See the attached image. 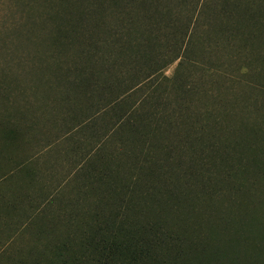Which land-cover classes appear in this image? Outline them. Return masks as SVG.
Listing matches in <instances>:
<instances>
[{
  "label": "rangeland",
  "instance_id": "374dc122",
  "mask_svg": "<svg viewBox=\"0 0 264 264\" xmlns=\"http://www.w3.org/2000/svg\"><path fill=\"white\" fill-rule=\"evenodd\" d=\"M94 1L0 0V264H88L87 257H97L95 245L118 256L107 255L104 264L122 263L119 232L128 230L113 219L120 201L106 195L108 178L86 168L63 182L70 170L65 158L54 170L45 166V160L55 162L53 152L43 156L46 151L89 118L97 119L95 128L79 135L86 147L115 127L100 151L105 165L112 161V185L121 191L141 170L172 193L163 201L190 231L191 205L206 206L194 195L201 171L211 175L219 195L214 205L227 213L219 220L214 209L210 223L200 225L215 232V242L193 251L194 263L262 264L264 178L254 169L242 179L235 165L263 154L264 0H230L227 6L228 0H201L200 6V0H118L115 11L114 5L96 12ZM195 4L198 11L188 16ZM102 12L103 44L91 49L73 35V26L86 21L99 34L94 15ZM113 31L120 42L111 38ZM83 47L94 54L84 56ZM97 165L100 174L105 167L100 160ZM4 170L9 177L1 180ZM236 186L252 191V198L236 194ZM17 188L51 198L14 200L9 196ZM130 204L143 219L141 228H148L149 200L136 192ZM226 217L233 226L224 225ZM137 245L143 240L134 239ZM218 245L228 250L217 254Z\"/></svg>",
  "mask_w": 264,
  "mask_h": 264
},
{
  "label": "trees",
  "instance_id": "16d2710c",
  "mask_svg": "<svg viewBox=\"0 0 264 264\" xmlns=\"http://www.w3.org/2000/svg\"><path fill=\"white\" fill-rule=\"evenodd\" d=\"M139 1H144V0H139ZM147 1V0H145ZM226 1V0H222ZM118 0H98L90 3V7L93 8L96 11H103L108 8H115L113 11L116 10V5H117ZM201 0L198 2V5L200 4ZM230 0L225 2V6H227ZM232 2V0H231ZM200 6V5H199ZM195 10L190 9L188 11V16L194 17L195 12L198 11L197 9V4L194 6ZM199 8V7H198ZM82 13V12H81ZM84 13L82 14L83 17ZM94 15V14H93ZM94 25L99 29V34L92 30L90 31L87 27L89 23L86 21L82 24V28H79L76 26L74 23L73 26V35H76L77 40H84L87 41L92 48L99 47L102 43L101 39V31L103 30V27L106 22V18L103 17V12L97 15H94ZM191 20V18H190ZM79 26V25H78ZM97 34V36H96ZM110 36L112 39L117 38V41L120 42L122 40V36L117 35L116 32H111ZM100 43V44H99ZM99 45V46H98ZM91 49L86 50V48L83 47L82 52L83 55L85 56H91L92 53ZM89 51V52H86ZM180 56L177 55L175 59H177ZM264 58V56H263ZM85 67V66H84ZM264 67V66H263ZM87 70V67H85ZM96 71L94 70L93 73ZM153 74L149 75V78ZM86 86L88 88H93L94 83L91 82V80H88L86 82ZM91 120V121H90ZM97 119H90L89 120H84L80 122L79 125L70 128V130L67 133V140H73L75 141L76 146L75 152L78 151V154L74 155V166L73 169L71 170L72 176L77 175L80 177L83 173V171H87V169L91 172H96L95 177L101 180H105L108 178L110 187L106 191V195L109 196L110 198H113L115 200H119L120 202L115 201V210L116 212L113 214V219L114 221L118 224L117 226H120L121 230H128L127 232H119L122 237L119 236L121 241V246L119 252L120 256L122 257V263L121 264H130V262H134L136 264H144L145 261H148L149 263L146 264H209L206 261V258L204 260H199L197 263H194L195 261V256L193 255V251H204L206 249L211 248V244L215 242V232H210L207 231L208 229L202 228L200 225H207L210 223V220H206L208 215L210 216L211 213H213L214 209L219 212L218 218L219 220H224V215L225 212L227 213L226 209L225 210H220L218 207H215L214 205V200L218 198L217 190H214V186L212 185V182H210L211 175L207 174L204 175V170L201 171V176L202 178L199 180L200 187L194 194L196 197V200H198L201 204L206 205V206H198V205H191V210L195 214V220H194V227L195 231H190L185 224L182 223L181 217L177 214V212L170 206L167 205L168 203L164 202L163 199L165 195H171L172 193L167 191V193H164L163 190H159L149 179L147 180L144 176L141 170L135 171L133 175H131L130 179L128 180V184L126 183L124 186L120 187V190L112 185L113 183V174L111 173V170L109 167H112V161H107L105 165V156L101 154L100 151H102L105 146L106 142L105 140H110L113 139V134L114 131L113 129L115 128L114 126L112 128H109L106 132L103 134H99L96 142L93 144L92 142L91 147H86V141H83V139L79 138V135L81 131L83 130L82 128H87L91 130L93 129V126L95 128L96 122H93ZM84 124V125H83ZM81 128H80V127ZM83 126V127H82ZM113 131V132H112ZM112 132V133H111ZM97 134L98 132H94ZM84 135V134H83ZM84 136H82L83 138ZM84 145V148L79 150L81 148L78 145ZM78 146V147H77ZM236 149L237 151L241 150L240 149V143L236 144ZM239 147V148H238ZM261 155H253L252 158H249L250 160L247 159L248 163H241L236 164L235 169H238L240 172V175L245 177L246 175H250L253 173L254 169L258 170V175L261 178H264V142L261 144ZM259 148V149H260ZM258 149V150H259ZM80 152V153H79ZM242 158V156H241ZM247 158V157H245ZM112 160V157L110 158ZM102 161V168L105 170L100 174L97 173L96 169L99 168L97 165V162ZM87 168V169H86ZM99 170V169H97ZM200 176V177H201ZM71 178V177H70ZM230 180V177L229 179ZM136 186V184H138ZM141 185V187H140ZM143 185V186H142ZM244 185V181H242L241 186ZM218 189V187H216ZM243 189V188H242ZM139 190V191H138ZM236 194H240L243 196L244 192L246 195L250 194V197L252 198V191L247 192L246 190H242L241 192V187L236 186ZM138 192L139 198H142L144 200H149V220L145 219L144 221L148 222L147 225H149L148 228H141V223L138 222L143 221V219H138L135 218V213L138 212L137 209L134 208V205L132 206L130 202H132V197H134V193ZM121 194L123 196L121 197ZM183 197H186L189 199L188 194L183 193ZM128 197V199H127ZM127 201V202H126ZM252 201V200H251ZM239 200L235 201V204H239ZM113 206V204L111 203ZM255 207V206H254ZM133 209V212H130V210ZM220 211H218V210ZM213 210V211H212ZM230 210V209H229ZM209 211V212H208ZM221 213V214H220ZM234 213V211H233ZM191 214V213H190ZM237 215L235 212L234 215ZM192 215V214H191ZM235 215V216H236ZM257 219V218H255ZM226 224L227 227L229 228L228 225L233 226L234 223H232L231 218L226 217ZM145 223V222H144ZM262 229H264V222L261 221ZM197 228V229H196ZM199 230H201L203 233L199 235ZM210 230H213L210 228ZM144 231V232H143ZM215 231V230H213ZM227 231V229H226ZM119 235V234H118ZM134 239L135 241L137 240H143V246L137 245V247L133 248L132 246L134 245ZM145 241V242H144ZM84 244V243H83ZM85 245V244H84ZM93 245V244H91ZM109 246V244H108ZM96 245L94 246V249L97 257L95 256H89L85 260L88 262V264H104L105 262H108V260L105 258L107 255L113 257V260L116 257H118L116 254L113 253L112 250H109V252H102V251H97ZM145 248L149 249V252L145 250ZM193 248H197L192 250ZM200 248V249H199ZM224 250H228L226 247L219 246L215 248V252L217 254L224 252ZM146 251V252H145ZM216 254V255H217ZM236 258H238L236 256ZM78 262V261H77ZM82 261H79L78 263L80 264ZM76 263V261H75ZM262 264H264V256L262 260Z\"/></svg>",
  "mask_w": 264,
  "mask_h": 264
},
{
  "label": "crops",
  "instance_id": "0c3cea01",
  "mask_svg": "<svg viewBox=\"0 0 264 264\" xmlns=\"http://www.w3.org/2000/svg\"><path fill=\"white\" fill-rule=\"evenodd\" d=\"M67 138H65V139H59L58 140V142H57V144L55 145V147L53 148V146L52 145H49V146H46L43 150H41V152L42 153H44L46 150H49L50 148H53V149H51L50 151H46V153H45V155H43L44 157H46L47 155H49L51 152H53L54 153V158H55V162L53 161V162H49V161H47V160H45V166H46V169H55V168H58L57 166H58V162H56V161H58L59 159H63V158H65L67 161H68V166H70V170H68L69 172H68V175H67V173H63L64 175H61V176H65V180H63V182H66V181H69V178L70 177H72V172H71V169H73V166H74V155L76 154V152H75V148H76V146L72 143V145H70V144H66V140ZM67 146H69V150L67 149ZM80 150V149H79ZM39 154V153H38ZM41 156V155H40ZM51 161V160H50ZM23 165V164H22ZM22 165H20V166H22ZM3 168L4 167H6L7 169H11V167H9V166H6V165H4V163H3ZM9 167V168H8ZM18 168L20 169V167H17V170L16 171H12L11 172V174L12 173H16L17 171H18ZM8 170V171H9ZM3 172V171H2ZM3 176H2V178H1V180H3V179H6L7 177H9V173H7L6 172V170H4V172H3ZM67 175V176H66ZM11 183H12V185L15 183V180H9ZM17 190V191H16ZM37 197H33V196H28L26 193H25V191H22V190H20L19 188H17V189H15V193H14V195H11V196H9V197H11L12 199H14V200H16V199H25L26 197L30 200V201H32L33 202V200L34 201H39V199L40 200H43V199H45L46 200V202L47 201H49L50 200V198H51V196L50 195H48V193H39V195H36ZM42 205V204H41ZM40 205V206H41Z\"/></svg>",
  "mask_w": 264,
  "mask_h": 264
}]
</instances>
